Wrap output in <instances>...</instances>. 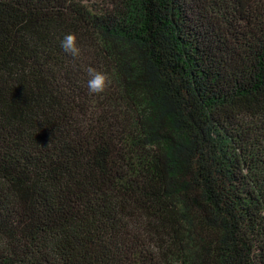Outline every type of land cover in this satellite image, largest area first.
I'll return each mask as SVG.
<instances>
[{
	"label": "trees",
	"instance_id": "obj_1",
	"mask_svg": "<svg viewBox=\"0 0 264 264\" xmlns=\"http://www.w3.org/2000/svg\"><path fill=\"white\" fill-rule=\"evenodd\" d=\"M0 264H264V0H0Z\"/></svg>",
	"mask_w": 264,
	"mask_h": 264
},
{
	"label": "clouds",
	"instance_id": "obj_2",
	"mask_svg": "<svg viewBox=\"0 0 264 264\" xmlns=\"http://www.w3.org/2000/svg\"><path fill=\"white\" fill-rule=\"evenodd\" d=\"M60 46L66 53L72 55L73 57H76L79 54V48L77 46L76 36L74 33L64 34L60 41ZM86 74L88 76L86 84L89 92L93 94L103 92L108 80L107 73L98 71L90 66L88 67Z\"/></svg>",
	"mask_w": 264,
	"mask_h": 264
},
{
	"label": "rangeland",
	"instance_id": "obj_3",
	"mask_svg": "<svg viewBox=\"0 0 264 264\" xmlns=\"http://www.w3.org/2000/svg\"><path fill=\"white\" fill-rule=\"evenodd\" d=\"M89 1H93V0H89Z\"/></svg>",
	"mask_w": 264,
	"mask_h": 264
}]
</instances>
